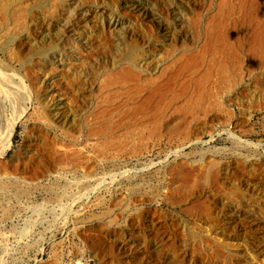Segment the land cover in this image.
Masks as SVG:
<instances>
[{
	"label": "rangeland",
	"instance_id": "obj_1",
	"mask_svg": "<svg viewBox=\"0 0 264 264\" xmlns=\"http://www.w3.org/2000/svg\"><path fill=\"white\" fill-rule=\"evenodd\" d=\"M230 40L240 56L264 42V0H0V132L16 119L0 264H264V90L247 63L211 102L229 115L164 109L188 137L111 131L134 91L204 80L211 42ZM121 70L148 85L105 82Z\"/></svg>",
	"mask_w": 264,
	"mask_h": 264
},
{
	"label": "bare ground",
	"instance_id": "obj_2",
	"mask_svg": "<svg viewBox=\"0 0 264 264\" xmlns=\"http://www.w3.org/2000/svg\"><path fill=\"white\" fill-rule=\"evenodd\" d=\"M246 20V19H244ZM250 20V19H249ZM264 41V40H263ZM211 47L218 57H212L207 67L208 71H204L203 75L206 77L204 80L199 77L185 78L184 74L178 70L165 81L160 82L148 94L140 95L139 90L134 91L131 96L133 100L131 103H126L125 110L119 113L120 123L115 122L111 131L116 132L121 128V125L128 126L131 131L141 130L147 131L150 135L159 136V134L177 135L181 138L188 137L191 132L189 125L190 121L184 116L182 120L177 123H172L170 120L164 121L163 115L166 108L175 106L174 113H189L190 109L198 105L207 103L208 106L215 105L218 111H226L229 115V109H226L223 101L211 103L221 97L220 90L226 87L228 80L236 73L238 64H246L249 66V79L255 80L257 89L264 90V77L258 78L254 73L258 67H264V42L260 40L256 44L254 40H249L247 45H242L243 56H240L238 49L234 42H211ZM245 54H248L245 56ZM183 75V79H182ZM215 75L212 87L207 85L212 84L213 76ZM132 81L140 86H147L148 79L142 78L138 73L121 70L120 72L106 76L105 82L111 81ZM212 80V81H211ZM216 88V89H214ZM122 105H124L122 103ZM193 110V109H192ZM130 116L131 122H122L123 117ZM16 119L12 116L8 118L5 131L0 132V156L11 144V138L15 130ZM222 132L230 133L231 135L238 136V134L230 128L224 129ZM220 134V133H219ZM212 135L211 138H213ZM210 138V139H211ZM202 142L207 140L198 139ZM182 146L177 147L168 152V154L176 153ZM158 161H154L156 163Z\"/></svg>",
	"mask_w": 264,
	"mask_h": 264
}]
</instances>
